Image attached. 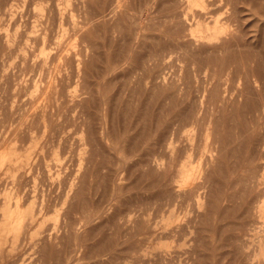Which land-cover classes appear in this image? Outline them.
Masks as SVG:
<instances>
[{"label": "rangeland", "instance_id": "374dc122", "mask_svg": "<svg viewBox=\"0 0 264 264\" xmlns=\"http://www.w3.org/2000/svg\"><path fill=\"white\" fill-rule=\"evenodd\" d=\"M105 1L0 0V264H264V227L258 225L244 240V231L225 225L233 217L239 222L243 201L231 215L221 214L229 204L225 192L238 188H229L228 180L245 173L241 163L246 145L251 143L252 149L264 136V0H232L219 12L220 22L229 18L224 36L229 45L223 50L209 52L198 41L164 60L157 57L173 35V23L166 20L170 0H115L120 3L111 7L112 13L108 10L111 16L102 9ZM171 2L175 11L194 13L199 8L194 0ZM193 24L190 28L197 31ZM208 55L214 60L202 63ZM192 61L198 62L195 67ZM213 71L223 74L221 87L225 93L229 87L227 95L233 96L229 94L233 105L227 109L234 108V113L224 111L226 129L220 121L223 112L210 109ZM248 92L254 94L251 99ZM192 111L202 117L195 127L188 124ZM52 114L66 126L57 136L52 135ZM215 120L218 128L234 131L231 139L239 135L245 140L243 134L254 128L253 143L249 136L247 142L236 138L238 157L229 154L220 162L219 184L218 167L212 168L217 154L203 157L206 166L196 182L205 187L194 196L181 195L170 212L156 214L155 205L163 197L175 190L188 192L191 180L179 172V161L196 167V156L208 149ZM87 135L96 138L90 141ZM170 157L177 158H171L176 168L171 161L169 172L177 177L171 181L174 189L164 180ZM261 162L264 158L252 163L259 168ZM262 168L255 176L264 174ZM165 185L172 187L164 196ZM29 211L44 215L33 222Z\"/></svg>", "mask_w": 264, "mask_h": 264}, {"label": "bare ground", "instance_id": "6f19581e", "mask_svg": "<svg viewBox=\"0 0 264 264\" xmlns=\"http://www.w3.org/2000/svg\"><path fill=\"white\" fill-rule=\"evenodd\" d=\"M97 1V0H96ZM100 1V0H99ZM103 1V0H102ZM104 2L106 3V1L104 0ZM103 2V3H104ZM231 2H232V0H194V3L199 7L198 8V10L197 11H195L196 9H194V11H192V12H194V13H189L188 12V10L186 9H184L183 11H175V10H173L174 9V4L171 2V0L168 2L169 3V5L167 6L168 7V11H167V18L168 19H166V20H168V22L167 23H170L171 21H172V23H173V27H171V28H169V26L171 25H168V27L166 28V29H170L172 32V37H170L169 35H171V34H169V32H168V37L170 38H168L169 39V43L165 46V48H163L162 50H160V54L158 55V57H157V59H159V60H164V58H166V56H169V55H173V54H182L183 53V50H185V51H187V49L188 48H190V46H192L193 44H196V42H201L204 46H203V48L202 49H206L207 51H209V52H212V51H216V50H223L224 48H226L228 45H229V42H228V38H225L224 36H226L227 34H226V30H225V24L228 26V24L226 23L227 21H228V19L229 18H226L225 17V21H223V22H220L221 21V19L219 18V12H222V11H225L228 7V5H230L231 4ZM97 3V2H96ZM117 3L119 4L120 2H117V1H112V0H108V2H107V4H105L106 6L105 7H102V9L103 10H106V11H111V7H113V5H114V7L116 6L117 7ZM121 3H122V1H121ZM190 3V2H189ZM188 3V4H189ZM98 4V3H97ZM99 4H100V2H99ZM187 4V5H188ZM183 5V4H182ZM187 5H185V6H187ZM101 6V5H100ZM103 6V5H102ZM119 6H121V5H118V7ZM124 6V5H123ZM191 6H193V5H191ZM165 7V6H164ZM99 8V7H98ZM101 8V7H100ZM120 8V7H119ZM102 9H101V11H102ZM113 9L114 8H112V11H113ZM116 9V8H115ZM180 9V8H179ZM117 10V9H116ZM106 11H102L103 13H105ZM109 11H108V13L107 14H109ZM112 11H111V13H112ZM98 12H100L99 10H98ZM116 12V11H115ZM103 13H97V15H98V17L99 16H102V15H99V14H103ZM111 13L109 14V15H107V16H111ZM113 14H114V12H113ZM258 14H260V12L258 11ZM57 15V14H56ZM106 15H104V17L106 16ZM228 15H229V13H228ZM91 17V16H90ZM94 17H95V15H94ZM103 17V18H104ZM164 18V17H163ZM261 18H262V16H261ZM87 19V18H86ZM88 19H89V17H88ZM93 19H96L97 20V18H92V19H89L88 21H90V20H93ZM101 19V18H100ZM95 20V21H96ZM94 21V22H95ZM90 22H92V21H90ZM97 22V21H96ZM165 22V23H166ZM88 23V22H87ZM195 24V26L197 27V31H193V29H191L190 28V25H192V24ZM193 24V25H194ZM209 24H212L211 26L209 25ZM165 25V24H164ZM163 25V26H164ZM185 26H188V27H185ZM262 26H263V29H262V31H263V33H264V23L262 22ZM78 29H79V27H78ZM168 29V30H169ZM218 29V30H217ZM79 31V30H78ZM80 31H82V30H80ZM81 33V32H80ZM230 35V34H229ZM164 36H166V35H164ZM85 42V41H84ZM165 45V44H164ZM164 45H162V46H164ZM195 46H197V44L195 45ZM194 47V46H193ZM193 47H191V48H193ZM58 49V48H57ZM61 50V49H60ZM182 52V53H181ZM154 53V52H153ZM186 53V52H185ZM185 55V54H184ZM179 56V55H178ZM189 56V55H188ZM248 56H250V55H248ZM156 57V56H155ZM173 57V56H172ZM180 58H182L181 56H179ZM190 57V56H189ZM214 57V56H213ZM213 57L212 56H210V55H208V56H206L205 58H203V59H201V61H202V63H210V62H212L214 59H213ZM184 58H186V56H184ZM184 58H182L183 59V61L184 60H186V59H184ZM191 58V57H190ZM249 58V57H248ZM193 59V58H192ZM189 61H190V59H188ZM194 60V59H193ZM195 61V60H194ZM200 62V61H199ZM185 63V62H184ZM192 63H193V61H192ZM191 63V64H192ZM195 63V62H194ZM193 63V64H194ZM196 63H198V62H196ZM195 63V64H196ZM187 64V63H186ZM195 64L193 65V67H195ZM198 65H200V64H198ZM202 65V64H201ZM200 65V66H201ZM209 65V64H208ZM213 65V64H212ZM197 66V65H196ZM207 67V66H206ZM208 68V67H207ZM214 68V67H213ZM217 69V68H216ZM216 69H215V71H216ZM227 68H225L224 70H226ZM230 69V68H229ZM228 69V70H229ZM197 70V69H196ZM228 70H227V72H228ZM201 71V70H200ZM215 71H213V73H212V77H211V80H212V82H211V84H212V86L210 87V100H211V111L212 112H214V111H216V113H219L220 112V114L222 113V120H220L221 122L222 121H224L223 119L225 118L224 117V115H225V113H224V111L226 112V110L227 111H230V110H232L231 111V113H229V114H233L234 112H233V109H230V110H228L227 108L230 106V105H233V103H231V101L232 100H230V96H229V94L227 95V93L228 92H230L229 90H230V88L228 87V89L229 90H227L228 92L227 93H225V90L224 89H222V79H223V74L221 75V74H219V73H216ZM220 71H222V70H220ZM229 73V72H228ZM225 75H226V73H225ZM224 75V76H225ZM259 75V74H258ZM226 78V77H225ZM225 78H224V83H225V81L227 80V78H226V80H225ZM184 82V81H183ZM185 85V84H184ZM186 86V85H185ZM184 86V87H185ZM187 86H192L191 84H187ZM246 86H247V84H246ZM245 89V88H244ZM235 90V89H234ZM242 93V92H241ZM241 93H239V94H241ZM249 93V92H248ZM235 94V93H234ZM250 95H251V93H249ZM231 95V94H230ZM249 95V96H250ZM252 95H254V94H252ZM250 96V99L253 97V96ZM228 96V97H227ZM232 96V95H231ZM240 96V95H239ZM203 97H205L204 95L202 96V98ZM233 97V96H232ZM206 99V98H205ZM233 99V98H232ZM254 99V98H253ZM264 99V98H263ZM209 100V101H210ZM247 100V99H246ZM207 101H208V99H207ZM250 101V100H249ZM231 103V104H230ZM254 104V103H253ZM59 106V105H58ZM235 106V105H234ZM239 107H240V105H239ZM250 107V106H249ZM232 108V107H231ZM248 110V109H247ZM187 111V110H186ZM53 113V112H52ZM84 113V112H83ZM237 113H238V110H237ZM246 113V112H245ZM61 114V113H60ZM59 114V115H60ZM182 114H183V111H182ZM84 115V114H83ZM187 115H189V120H188V124H193L194 125V127L197 125V122H199L200 120H202V117L201 118H199V116L198 115H196V113L195 112H188V114ZM186 115V116H187ZM212 115V114H211ZM227 115V114H226ZM61 116V115H60ZM178 116V115H177ZM215 115H213L211 118H213ZM231 117L233 116V115H230ZM54 117H55V115L53 116V114H52V135H56V134H59V132L61 131V132H63L64 131V129H65V127L66 126H64L65 124H64V122H63V126L62 125H60L59 123H56V122H60V121H56V120H58V119H54ZM56 117H58V116H56ZM229 117V116H228ZM235 117H236V115H235ZM66 118V117H65ZM68 118V117H67ZM81 118H86L85 116L83 117H81ZM94 118V117H93ZM218 118H219V116H218ZM221 118V117H220ZM227 118V117H226ZM225 118V119H226ZM262 118H264L263 116L261 117V119ZM79 119V118H78ZM62 120V119H61ZM64 120V119H63ZM87 120V119H86ZM227 120H228V118H227ZM65 121H68V119L67 120H65ZM71 121V120H70ZM211 121H212V119H211ZM210 121V122H211ZM216 121H218V120H215V123H213V122H211V124L213 123L214 124V126H215V128L213 129V131L211 132L212 133V138H210V142L209 143H205L208 147V149H207V151H203V152H201L200 154H198L197 156H196V152L194 153L193 151H194V149L192 150V153H194L195 155H193L194 157L196 156V158H197V160L198 161H196V163H197V165H196V167H192V166H190L189 164H187L186 162H189V161H187V160H183V161H179V162H181V163H179V168H178V170H179V172L180 173H182L183 175H185V178L186 179H190L191 180V182H190V184H191V186L189 187V189H188V192H181L180 190H175L176 192H174V194H172L169 198L167 197V198H165V197H163L165 200H162L161 198V201H159V203H157L156 205H155V209H156V211H155V213L157 214L158 212H165V214L167 213V212H170L172 209H174L175 208V206L176 205H178L177 204V201H179V200H177V198H183V197H180L181 195L183 196V194L184 195H186L187 193H189L190 195L191 194H193V196H194V194L195 193H197L201 188H203V187H205V185H204V182H196L197 180L196 179H198V177H200V172H201V170H202V168H203V166L205 165L206 166V161L207 160H204V159H208V157H212V153H215V154H217V156H215V158H217V162L215 161V163H214V165H212V168H217L218 167V170H219V175H218V178H217V180L215 181L217 184H219L220 182H221V177H222V173L220 172V170H221V164H220V162H225V158H226V156L227 155H231L234 159H236L237 157H238V153H237V146H239V145H236V146H234L235 144H236V138H239L238 136L239 135H235L233 138L234 139H231V137H232V133L234 132H226V131H224L225 129H226V127H228V124H227V126H225L224 125V123L222 122L221 124H223L224 126H225V129H222V128H218V126H216L217 124V122ZM231 121V120H230ZM69 122V121H68ZM67 122V123H68ZM75 122V121H74ZM74 122H73V124H74ZM77 122V121H76ZM75 122V123H76ZM80 122H81V120H80ZM80 122H78V123H80ZM172 122V121H171ZM209 122V123H210ZM229 121H227V123H228ZM232 122V121H231ZM66 123V122H65ZM66 123V124H67ZM72 123V122H71ZM70 123V124H71ZM175 123H177V122H175ZM185 123V122H184ZM201 123V122H200ZM237 123V122H236ZM244 123V122H243ZM246 123V122H245ZM254 123V122H253ZM264 123V122H263ZM51 124V123H50ZM49 124V125H50ZM69 124V125H70ZM82 124H84V122H82ZM81 124V125H82ZM86 124V123H85ZM85 124H84V127L86 128V126H85ZM174 124V123H173ZM196 124V125H195ZM230 124H232V123H230ZM241 124V123H240ZM248 124V123H247ZM260 124V123H259ZM72 125V124H71ZM79 125V124H78ZM176 125V124H175ZM174 125V126H175ZM199 125V124H198ZM236 125V126H235ZM241 125H243V124H241ZM73 127L75 126V125H72ZM71 126V127H72ZM173 126V125H172ZM173 126V127H174ZM209 126H210V124H209ZM234 126L237 128V126L239 127V125H237V124H235L234 123ZM246 126V125H245ZM248 126H250V124L248 125ZM47 127H48V125H47ZM81 129H82V126H79ZM78 127V128H79ZM171 127V126H170ZM172 127V128H173ZM179 127V126H178ZM232 128H233V126H231ZM50 128V127H49ZM75 128V127H74ZM79 128V129H80ZM184 128H186V126H185V124H184ZM198 128V127H197ZM212 128V127H211ZM224 128V127H223ZM231 128V129H232ZM242 128H244V126L242 127ZM242 128H240L239 130H240V132L241 131H243V129ZM256 128V127H255ZM263 127L261 126V129H262ZM174 129V128H173ZM234 129V128H233ZM232 129V130H233ZM251 129H252V127H251ZM251 129H250V131H251ZM66 130H67V128H66ZM65 130V131H66ZM78 130V129H77ZM212 129H210V131H211ZM221 130H223V132L225 133L226 132V135L227 136H222V135H224V134H222L223 132H221ZM238 130V129H237ZM246 130H247V128H246ZM73 131V130H72ZM76 131V130H75ZM203 131H205V129L203 130ZM209 131V132H210ZM235 131H236V129H235ZM248 131H249V129L247 130V134L245 133V134H243V136L244 135H246L247 137L249 136V141L248 142H250L251 140H250V135H253L254 134V128H253V131L251 132L252 134H250V135H248ZM264 131V130H263ZM86 132H88V131H86ZM174 132V131H173ZM98 133V132H97ZM181 134H182V128H181V132H180ZM179 132H178V134H177V137H179L178 135L180 134ZM243 133V132H242ZM261 133H263V132H261ZM94 134V133H93ZM236 134H238V132L236 131ZM89 135V134H88ZM88 135H87V137H88ZM211 135V134H210ZM255 135V134H254ZM57 136V135H56ZM55 136V137H56ZM95 136V135H94ZM203 136H204V134H203ZM242 136V135H241ZM242 136V137H243ZM257 136H262V135H258L257 134ZM176 137V136H175ZM205 137V136H204ZM204 137H202L203 139H204ZM245 137V136H244ZM243 137V138H244ZM247 137H246V139H247ZM91 139H95L96 138V136L93 138V136L92 137H90ZM89 137H88V139L87 140H89L90 139ZM182 137L180 136V139H181ZM69 139V138H68ZM91 139H90V141H91ZM240 139V138H239ZM246 139L245 140H243V139H240V140H243V141H246ZM251 139H252V136H251ZM253 139H255V137H253ZM252 139V140H253ZM87 140H86V145H87ZM176 140V139H175ZM179 140V139H178ZM95 142H96V140H94ZM181 141V140H180ZM180 141H179V143H180ZM203 142H204V140H202ZM236 141V142H235ZM182 142V141H181ZM247 142V141H246ZM252 143H253V141H251ZM97 143V142H96ZM62 144V143H61ZM184 144V143H183ZM244 145L246 144L245 142L243 143ZM254 144H256L252 149H254V150H252L250 147H251V143H249V145L247 146L246 145V147H248V149H247V151H245V154H244V156H243V159H242V162L243 163H241L242 165V171H243V167L245 168L244 169V171H245V173L243 174V175H241V176H237V174L238 173H240V172H238V173H236V177H233L234 179L233 180H231L230 181V179H229V177H228V181L231 183V185L229 186V188H231V187H236V186H238V188L237 189H232L231 191H226L225 193V201H227L229 204L225 207V209L224 208H222V210L224 209V211H223V213H221V214H224V215H227V213L228 214H230L231 215V213H233V210H234V208H235V205H240V203H241V201H243V203H242V205H241V213H240V216H239V222H234L233 220L236 218V217H233L234 219L233 220H230V221H228L225 225L228 227H233V226H235L236 228H240L241 229V231H242V233H243V231H244V233L242 234L243 235V237H242V239H244V238H248V236L249 235H251L250 233H254V231H255V229L258 227V225H260V226H263L264 227V174H263V172L262 173H259V174H256L257 176H255V173L257 172L258 173V170H262L263 168V164H264V162H263V164H262V162L261 163H259V164H261L260 165V167L258 168V160H257V169L255 168V166L256 165H254L252 162L257 158V159H261V158H264V136L262 137V138H259L257 141L255 140V142H254ZM146 145V144H145ZM244 145H242V146H244ZM88 146H90V145H88ZM92 146V145H91ZM90 146V149L92 148ZM95 146V145H94ZM183 146V145H182ZM181 146V147H182ZM186 146V145H185ZM241 146V145H240ZM52 147H53V145H52ZM178 147H180L179 145H178ZM180 147V148H181ZM187 147V146H186ZM185 147V148H186ZM190 147V146H189ZM194 147H196V146H193V148ZM65 148V147H64ZM188 148V147H187ZM186 148V149H187ZM199 148H201V147H199ZM96 149V148H95ZM178 149V148H177ZM202 149V148H201ZM201 149H200V151H201ZM237 149V150H236ZM245 149V150H246ZM67 150V149H66ZM92 150H94V149H92ZM161 150V149H160ZM251 150V151H250ZM255 150H257V152L255 151ZM136 151V150H135ZM175 152H177V151H179V150H174ZM184 151H185V149H184ZM188 151V150H187ZM199 151V152H200ZM248 151H250V152H248ZM255 151V152H254ZM90 152V151H89ZM96 152H97V150H96ZM190 152V151H189ZM198 152V151H197ZM207 153L208 152V155H205L204 153ZM185 153H186V151H185ZM184 153V154H185ZM97 154V153H96ZM176 154V153H175ZM174 153H173V155H175ZM92 155H93V153H92ZM133 155V154H132ZM186 155V154H185ZM184 155V156H185ZM74 156V155H73ZM90 156V155H89ZM94 156H96V155H94ZM98 156V155H97ZM149 156L151 157V152L149 153ZM183 156V157H184ZM198 156H199V158H198ZM206 156V158H204L203 159V162L205 161V163L204 164H202V158L203 157H205ZM214 156H213V158H214ZM118 157V156H117ZM129 157V156H128ZM176 157H177V154H176ZM176 157H170L169 158V161L167 162V164L168 165H166L167 166V168H168V171H167V174H166V170L164 169L163 171H165L164 173L167 175V176H164V180H165V177H166V182H165V184L166 185H169L170 183H172V185H173V183L174 182H171V181H174L175 179H173L174 178V176L176 177V172H174V174L175 175H173V174H170L169 172H170V167H172V166H174L175 164H173V161H172V159L171 158H174V159H177ZM152 158V157H151ZM182 158V157H181ZM183 159V158H182ZM230 159H232V158H230ZM229 159V160H230ZM85 160V159H84ZM195 159H193V161H192V163L193 162H195L194 161ZM213 160V162H214V159H212ZM212 160H211V162H212ZM247 160V161H246ZM67 161V160H66ZM86 161H87V159H86ZM89 161V160H88ZM92 161V160H91ZM93 161H95V160H93ZM172 161V166H171V162ZM177 161V160H176ZM191 161V160H190ZM78 162V161H77ZM175 162V161H174ZM210 161H208V163H209ZM210 162V163H211ZM234 160L232 161V166H233V168L232 169H236L235 168V165H237V164H234ZM99 162H97V164H98ZM190 163V162H189ZM207 163V164H208ZM67 164V163H66ZM96 164V163H95ZM97 164H96V167L95 168H97L98 166H97ZM216 164V165H215ZM176 165H177V167H178V164H177V162H176ZM210 165V164H209ZM65 166V165H64ZM208 166V165H207ZM213 166H215V167H213ZM175 168H176V166H174ZM226 167H227V162H226ZM81 168V167H80ZM91 168V167H90ZM166 168V167H165ZM166 168V169H167ZM172 169V170H177V169ZM75 169V168H74ZM98 169H99V167H98ZM206 169V168H205ZM231 169V170H232ZM61 170H63V169H61ZM69 170V169H68ZM95 170V169H94ZM171 170V171H172ZM96 171H97V169H96ZM206 171V170H205ZM229 171V170H228ZM240 171V170H239ZM241 171V172H242ZM178 172V173H179ZM55 173V172H54ZM177 173V174H178ZM227 173H230V172H227ZM94 174V173H93ZM250 174H252V176L250 175ZM47 175V174H46ZM164 175V174H163ZM204 175V174H203ZM253 175H254V177H256L257 178V180H254V177H253ZM70 176V175H69ZM214 176V175H213ZM229 176V175H228ZM72 177V176H71ZM169 177V178H168ZM203 177V176H202ZM201 177V178H202ZM253 177V180L251 179ZM76 178V177H75ZM91 178V177H90ZM167 178H168V180H167ZM177 178V177H176ZM204 179H207V178H205V177H203ZM255 178V179H256ZM74 179V178H73ZM215 179V178H214ZM162 180H163V178H162ZM163 180V181H164ZM167 181H170V183L169 182H167ZM180 181V180H179ZM208 181V180H207ZM63 182V181H62ZM169 183V184H168ZM206 183V182H205ZM162 184V183H161ZM226 184H228L227 182H226ZM166 185H165V187H166ZM172 185H170V186H167L166 188L167 189H165V193H163L164 194V196H165V194H166V190H168V187H172ZM176 185V184H175ZM174 186V185H173ZM178 186V185H177ZM176 186V187H177ZM227 186V189H228V185H226ZM226 186H225V188H226ZM18 187V186H17ZM164 187V188H165ZM175 188V186L172 188V189H174ZM158 189V188H157ZM160 189V188H159ZM171 189V188H170ZM171 189V190H172ZM206 189V188H205ZM162 191L164 190V189H161ZM161 190H160V192H161ZM170 191V190H169ZM174 191V190H173ZM184 191V190H183ZM19 192V191H18ZM160 192H158V193H160ZM172 192V191H171ZM170 194V193H169ZM155 195H156V193H155ZM160 195V194H159ZM196 195V194H195ZM154 196V195H153ZM162 195H160V197H161ZM70 197V196H69ZM157 197H158V194H157ZM151 199V198H150ZM223 199V198H222ZM28 200V199H27ZM139 200H140V197H139ZM193 200V199H192ZM147 200L146 199H144V200H142L141 202L140 201H135V204L136 205H139V204H141L142 202L143 203H145ZM156 201H158L157 200V198H156ZM181 201H183L182 199H181ZM191 201V200H190ZM222 202H223V200H221ZM220 201V202H221ZM238 201H240V202H238ZM153 203V202H152ZM154 203H155V200H154ZM179 203V202H178ZM151 204V203H150ZM195 204H196V202H195ZM46 205H48V204H46ZM146 205V204H145ZM180 205H182V204H180ZM49 206V205H48ZM16 207V206H15ZM44 207V206H43ZM42 207V208H43ZM54 207V206H53ZM131 207H133V206H131ZM148 206H146V208H147ZM150 207V206H149ZM220 207H221V205H220ZM48 209H49V207H47ZM75 208V207H74ZM138 208H139V206H138ZM144 208V207H143ZM179 208H180V206H179ZM183 208V206L181 207V209ZM126 209V208H125ZM46 210V209H45ZM74 210V209H73ZM77 210V209H76ZM85 210V209H84ZM134 210V209H133ZM176 210L178 211V206L176 207ZM183 210V209H182ZM181 210V211H182ZM47 211V210H46ZM51 211V210H50ZM82 211V210H81ZM141 211V210H140ZM146 211V210H145ZM177 211H176V214H177ZM35 212V211H34ZM37 212H38V210H37ZM88 212V211H87ZM144 212V211H143ZM219 212V211H218ZM36 213V212H35ZM44 213H45V211H44ZM46 213H49V211L48 212H46ZM181 213V212H180ZM238 213V212H237ZM141 214V213H140ZM215 214H217V213H215ZM27 217H29L30 219H31V221H33V222H38L39 221V219L41 218V216H43L44 214L42 213H39V214H33L32 213V211H29L27 214ZM66 215V214H65ZM85 215V214H84ZM138 215V214H137ZM142 215V214H141ZM236 215V214H235ZM85 216H87V215H85ZM139 216V215H138ZM160 216V215H159ZM217 216V215H216ZM219 216H221V215H219ZM155 217V216H154ZM12 212H10V214H9V222H11L12 221ZM28 218V219H29ZM87 218V217H86ZM137 218H139V217H137ZM157 218V217H156ZM232 218V217H231ZM69 219H70V217H69ZM72 219V218H71ZM217 219H218V217H217ZM74 221H75V219H73ZM140 219H138V220H136L137 222L139 221ZM226 220V219H225ZM236 220V219H235ZM72 221V220H71ZM71 221H69L71 224H73V222H71ZM132 221V220H131ZM142 221V220H141ZM147 220H145L144 222H146ZM150 221V220H149ZM221 222H223L224 221V219L223 220H220ZM219 221V222H220ZM89 222V221H88ZM137 222H134V223H136V224H138ZM217 223H218V221H216ZM28 223V222H27ZM30 223V222H29ZM151 223V222H150ZM71 224H68V225H70L71 226ZM140 224V223H139ZM65 225V224H64ZM191 225V224H190ZM28 227H29V225H27ZM31 226H33V224L31 225ZM150 226V225H149ZM148 226V227H149ZM214 226H216L215 224H214ZM245 226L247 227V229L245 228ZM34 227V226H33ZM64 227H66V226H64ZM68 227V229L70 228L69 226H67ZM66 227V228H67ZM141 228H142V226H140ZM139 226L137 227V230H138V228H140ZM176 227V226H175ZM140 228V229H141ZM144 228H145V226H144ZM161 228V227H160ZM178 228H179V226H178ZM214 228V227H213ZM245 228V229H244ZM27 229V228H26ZM139 229V230H140ZM150 229V228H149ZM151 229H154V228H152L151 227ZM136 230V229H135ZM138 230V231H139ZM142 230V229H141ZM145 230V229H144ZM147 230V229H146ZM145 230V231H146ZM214 230V229H213ZM233 230V229H232ZM260 230V229H259ZM154 231V230H153ZM157 231V230H156ZM181 231V230H180ZM264 231V230H263ZM49 232V231H48ZM144 232V231H143ZM151 230H150V232H148V233H150L151 234ZM155 232V231H154ZM189 232V231H188ZM141 233V232H140ZM146 233V232H145ZM179 234V232L177 231V230H174V234ZM144 234V233H143ZM170 234V233H169ZM185 234V233H184ZM194 234V233H193ZM85 235V234H84ZM180 235H182V233L180 234ZM180 235L178 236L179 238H176V240H180ZM196 235H197V233H196ZM45 237L43 238V240H46V238H48L47 236H48V233L46 234V235H44ZM231 236H233V235H231ZM253 236V235H252ZM42 237H43V235H42ZM41 237V238H42ZM260 237H261V235H260ZM40 238V239H41ZM82 238V237H81ZM198 238H199V236H198ZM183 239V238H182ZM232 239V238H231ZM42 240V241H43ZM51 240H52V238H51ZM50 240V241H51ZM200 240V239H199ZM245 240V239H244ZM264 240V239H263ZM263 240H262V242H263ZM42 241H41V243H42ZM44 242V241H43ZM48 242H49V240H48ZM79 242H81V241H79ZM84 242V241H83ZM112 242V241H111ZM177 242V241H176ZM248 242V241H247ZM52 243V242H51ZM230 243V242H229ZM243 243V242H242ZM249 243V242H248ZM46 244H43V247H45V248H47L46 246H45ZM247 245V244H246ZM51 244L49 245V247L51 248ZM243 247V246H242ZM243 248H245V246L243 247ZM119 249V248H118ZM190 249V248H189ZM45 250V249H44ZM52 250V249H51ZM50 250V251H51ZM175 251V250H174ZM189 251V250H188ZM187 252V251H186ZM246 252V251H245ZM51 253H52V251H51ZM189 253V252H188ZM111 254H114V253H111ZM136 254V253H135ZM138 254V253H137ZM142 254V253H141ZM141 254H139V259L143 256V255H141ZM43 255V254H42ZM52 255V254H51ZM50 255V256H51ZM98 255V254H97ZM117 255V254H116ZM162 255V254H161ZM164 255V254H163ZM39 256H41V255H39ZM38 256V257H39ZM141 256V257H140ZM157 256V255H156ZM155 256V257H156ZM188 256V255H187ZM250 256V255H249ZM43 257V256H42ZM119 257V256H118ZM162 259H164L162 256H160ZM143 258H144V256H143ZM142 258V259H143ZM161 258H159L160 260H161ZM113 259V258H112ZM138 259V260H139ZM159 259H158V261H159ZM155 260V259H154ZM157 260V259H156ZM250 260V259H249ZM143 261V260H142ZM168 261V260H167ZM260 261V260H259ZM145 262L147 263V261L145 260ZM156 262V261H155ZM233 262V261H232ZM244 262H245V260H244ZM144 263V262H143ZM154 263V262H153ZM158 263H160V262H158ZM163 263V262H162ZM246 263V262H245ZM148 264V263H147ZM214 264V263H213Z\"/></svg>", "mask_w": 264, "mask_h": 264}]
</instances>
